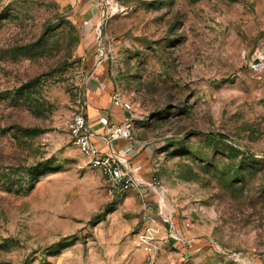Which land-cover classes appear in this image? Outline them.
Instances as JSON below:
<instances>
[{"label": "rangeland", "instance_id": "374dc122", "mask_svg": "<svg viewBox=\"0 0 264 264\" xmlns=\"http://www.w3.org/2000/svg\"><path fill=\"white\" fill-rule=\"evenodd\" d=\"M117 1L89 34L67 0H0V264H145L146 197L71 134L99 63L152 147L158 213L194 237L155 264H264V0Z\"/></svg>", "mask_w": 264, "mask_h": 264}, {"label": "crops", "instance_id": "0c3cea01", "mask_svg": "<svg viewBox=\"0 0 264 264\" xmlns=\"http://www.w3.org/2000/svg\"><path fill=\"white\" fill-rule=\"evenodd\" d=\"M93 1V2H92ZM69 4L70 13L83 28H87L89 34L97 30V26L101 20V5L98 0H67ZM97 74L92 76V81L89 85L85 114L87 117L88 129L92 133L93 141L101 146L103 144L102 136L105 134L106 128L100 123V117L105 116L110 119L112 123L119 124L128 115L123 109L112 104V94L115 91L111 80L104 74V64L97 65ZM102 69V70H101ZM109 151V149H108ZM111 153L119 157L125 165H128L134 172L139 190V193L146 197L145 207L148 206V214L155 218L157 224L162 226L163 238H194L187 234L190 232L186 225H189L186 219L183 220L185 226L178 223L177 217H167L158 213L154 194H151L149 181V167L151 164L152 147L140 143L138 141L132 143L125 140H119L113 144ZM148 174V175H147ZM139 187V188H138ZM147 187V188H145ZM151 191V192H150ZM153 193V192H152ZM150 201V202H149ZM169 223L172 227V234H164V226ZM147 225V224H146ZM143 226L145 224L143 223ZM174 231V232H173ZM183 240V239H182Z\"/></svg>", "mask_w": 264, "mask_h": 264}, {"label": "built area", "instance_id": "2783aa9c", "mask_svg": "<svg viewBox=\"0 0 264 264\" xmlns=\"http://www.w3.org/2000/svg\"><path fill=\"white\" fill-rule=\"evenodd\" d=\"M98 1L102 11L101 20L97 26L98 31L106 20L128 9L117 0ZM111 100L114 106L123 109L128 115L119 124L112 123L108 117H100V123L106 128L105 134L102 136L103 144L101 146L93 141L85 112L77 113L74 116L71 134L77 149L88 159L90 166L99 170L114 190L125 192L138 186L135 174L119 157L113 155L110 149L112 150L113 144L119 140L136 142L133 134L134 115L131 111V105L123 99L119 91L113 92ZM147 212L148 206H146L143 218L145 226L137 234V243L146 255L145 264H155L156 256L162 249L164 242L163 239H160L163 238L161 236L162 226L157 224L155 218Z\"/></svg>", "mask_w": 264, "mask_h": 264}]
</instances>
